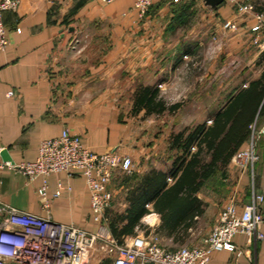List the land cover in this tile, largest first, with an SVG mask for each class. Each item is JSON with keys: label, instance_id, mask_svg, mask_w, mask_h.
I'll return each mask as SVG.
<instances>
[{"label": "crops", "instance_id": "obj_1", "mask_svg": "<svg viewBox=\"0 0 264 264\" xmlns=\"http://www.w3.org/2000/svg\"><path fill=\"white\" fill-rule=\"evenodd\" d=\"M240 1L251 2L253 10L239 13L227 0L213 5L205 0H151L139 20L135 0H19L15 9L2 14L7 44L0 49V151L6 148L15 163L34 160L41 140L67 128L91 151L116 149L131 156L138 177L153 168L168 170L179 153L170 148L172 130L164 146L144 144L130 122L143 110L124 111L127 100L116 90L160 86L169 90L163 96L168 103H180L168 113L187 122L183 126L211 123L229 97L258 76L264 62L251 43L253 35L264 38V24L259 32L250 29L257 22L255 15H264V0ZM230 18L238 26L234 31L222 27ZM211 33L217 36L215 43ZM73 43L84 47L81 53L69 49ZM209 87L218 90L213 99ZM253 127L256 159L239 164L231 158L221 179L203 184L197 197L204 208L194 217L189 238L203 220L209 231L227 202L241 209L264 191V114ZM114 178L109 184L110 209L122 212L138 178ZM48 181L49 192L57 181L64 186L50 204L52 220L93 229L84 176L59 172L50 174ZM41 182L40 176L29 180L18 171L0 170V211L6 206L45 215L37 195ZM147 207L143 226L161 245L172 246V239L156 230L160 217L152 204ZM258 207L264 213V203ZM261 231L264 234V222ZM232 241L234 250L213 252L207 264H264V237L254 240L236 233Z\"/></svg>", "mask_w": 264, "mask_h": 264}, {"label": "built area", "instance_id": "obj_2", "mask_svg": "<svg viewBox=\"0 0 264 264\" xmlns=\"http://www.w3.org/2000/svg\"><path fill=\"white\" fill-rule=\"evenodd\" d=\"M227 1L239 13L253 10L249 1ZM18 3L19 0H0V49L7 44L2 14L5 10L15 9ZM150 5L151 0H135L137 19L145 17ZM255 16L257 22L250 29L259 32L263 29L264 15ZM222 27L233 30L237 24L232 19H226ZM251 42L261 52L264 50V38L253 35ZM11 94V91L7 92V95ZM251 128L249 146L238 149L232 156L236 163L256 159L252 141L254 127ZM132 167L131 156L116 149L101 153L91 151L82 146L79 137L67 128L58 136L41 140L34 160L0 162V170L7 168L18 171L29 180L38 176L42 178L37 195L41 210L45 213L40 215L1 206L0 264H207L213 252L235 249L232 238L236 233H244L254 240L264 237L261 231L264 213L258 207L264 203L262 191L241 209L233 201L227 202L198 245L166 248L159 243L155 233L141 227H136L133 234L124 236L121 241L116 240L110 232L105 214L112 200L109 184L117 173L130 174ZM59 172H66L70 176L73 172H79L84 176L89 191L93 229L60 223L50 217V204L54 198L62 195L64 186L57 181L55 189L49 192L48 176Z\"/></svg>", "mask_w": 264, "mask_h": 264}, {"label": "trees", "instance_id": "obj_3", "mask_svg": "<svg viewBox=\"0 0 264 264\" xmlns=\"http://www.w3.org/2000/svg\"><path fill=\"white\" fill-rule=\"evenodd\" d=\"M259 56L258 60L264 61V50ZM179 106V102L168 103L157 85H139L131 109L135 114L143 110L144 115H150L173 112ZM263 114L264 62L258 76L234 92L210 124L185 125L169 134L170 148L179 153L168 170L153 168L139 177L132 171L121 175L125 181L138 180L127 193L124 211H112L110 207L105 211L113 237L121 241L136 227L145 228L141 218L149 212L147 205L151 203L160 217L157 232L170 237L176 245L188 240L194 217L201 215L204 208L197 192L203 184L211 186L221 179L233 154L250 137L251 126ZM169 177L173 179L170 183Z\"/></svg>", "mask_w": 264, "mask_h": 264}, {"label": "rangeland", "instance_id": "obj_4", "mask_svg": "<svg viewBox=\"0 0 264 264\" xmlns=\"http://www.w3.org/2000/svg\"><path fill=\"white\" fill-rule=\"evenodd\" d=\"M230 19L234 20L233 18H230ZM237 27H236V29H237ZM236 29H233L232 31H234ZM210 38H211V41H213L215 43L217 36H215V35L212 36V33H211ZM76 45H77L76 43H73V45H70L69 49L71 51H73L74 54L78 53V52L81 53L82 49L84 47L83 46H76ZM256 64L257 63L255 62V64H253V66L251 65V68L253 67V69H254ZM256 73H258L257 70H256ZM221 77H222V75H221ZM208 80H209L208 81L209 84L211 85V76H208ZM135 89L130 90V92H129V90L127 91L125 88L116 90L117 93H120V95H119L120 97H123L125 100H127V103H125L126 101H124V103L122 105V107H123L122 109L124 111L130 110V107H132V103L134 101ZM159 89H160V93L162 96H164V95L168 96L169 95L167 93L169 91L168 89L163 90L160 88V86H159ZM191 90L192 91L196 90V92H199V90L196 88H193ZM203 90L201 89L200 92H203ZM182 91H184V90H182ZM204 91H206V89ZM217 91L218 90L216 88L209 87L208 92L210 93L211 99H213V97H214L213 94H216ZM172 103H174V102H172ZM131 114L133 115L132 112H131ZM132 117H133V119H131V121H130L132 129L137 132L138 137L141 138V141L144 144H146L147 146L153 144L154 142L161 144V146H164L165 144H167V142H166L167 138L166 137H167V134L170 132V130H172L171 132L178 130L179 128H181L184 125V123H187L184 120L179 121V120L174 119V116L168 112H163V113L158 114V115H155V114L144 115V113H139V114L133 115ZM205 123L208 125L210 122L208 121ZM121 175L122 174L117 173L114 176L115 177L114 179L119 180V178L122 177ZM203 221H201V223H200L201 225L199 224L197 229L193 232V234H191V237L189 238V240H186L185 242H183L181 244H177V245L172 244V246L165 245L164 243L162 245L166 248H176V247H180V246H194V245L199 244L200 239L208 233L207 230H204L206 228H205V223H202ZM94 261H95V259L92 262H94Z\"/></svg>", "mask_w": 264, "mask_h": 264}, {"label": "water", "instance_id": "obj_5", "mask_svg": "<svg viewBox=\"0 0 264 264\" xmlns=\"http://www.w3.org/2000/svg\"><path fill=\"white\" fill-rule=\"evenodd\" d=\"M219 1H222V0H205L206 3H209L211 5L215 4L216 2H219ZM0 156H1V159L3 161H9V162H13V159L12 157L10 156V154L7 152L6 148H3L1 151H0Z\"/></svg>", "mask_w": 264, "mask_h": 264}]
</instances>
